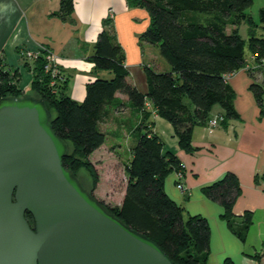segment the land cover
Instances as JSON below:
<instances>
[{
	"label": "trees",
	"instance_id": "16d2710c",
	"mask_svg": "<svg viewBox=\"0 0 264 264\" xmlns=\"http://www.w3.org/2000/svg\"><path fill=\"white\" fill-rule=\"evenodd\" d=\"M126 1L130 7L148 12V27L139 38L156 45L170 69L156 71L145 67L147 89L144 92L129 83L122 48L106 19L88 60L93 63L94 71H108L110 78L97 77L87 84L85 97L78 102L67 94V79L60 67L59 75L52 77L44 70V58L39 55L31 69L34 75L31 90L52 112V130L68 147L62 163L74 178L75 171L104 143L103 124L112 108L121 110L125 105L143 112L145 120L137 128L139 133L126 165L127 182L120 204L109 209L86 192L108 214L153 241L173 263L208 264L209 224L200 215L184 219L183 208L165 193V176L178 171L182 165L175 151L165 148L159 135L151 130L154 122L148 118L154 112L167 120L178 146L190 152L192 130L195 126L207 125L213 106L222 109L221 124L237 117L234 92L225 76L243 67L248 53L256 59L264 57V7L259 9L256 21L247 12L253 0ZM72 9L73 0H61L56 14L65 17ZM241 24L247 25L246 37L239 32ZM15 76L16 72L4 69L0 60V97H21ZM251 90L261 103V87L252 84ZM116 92L127 96L126 104L116 99ZM147 102L151 105L149 110L145 108ZM90 171L94 173L92 168ZM261 178L264 179V171ZM202 191L223 207L222 218L233 229L232 208L240 191L237 177L227 172ZM26 218L33 227L32 216L26 213ZM251 223V213L246 212L240 229L233 230L244 240ZM263 254L264 244L261 253L254 255L258 264ZM219 264L233 263L227 258Z\"/></svg>",
	"mask_w": 264,
	"mask_h": 264
},
{
	"label": "crops",
	"instance_id": "0c3cea01",
	"mask_svg": "<svg viewBox=\"0 0 264 264\" xmlns=\"http://www.w3.org/2000/svg\"><path fill=\"white\" fill-rule=\"evenodd\" d=\"M60 4L61 0H0V60L4 69L17 73V84L21 89H29L34 65L31 59L21 56L22 52L37 51L40 46H45L59 58L58 65L67 79V94L75 101H83L87 84L97 77H111L108 71H94L93 63L88 60L106 19L122 48L129 83L144 92L147 89L145 67L156 71L170 69L167 61L160 59L157 46L139 38L149 24L146 9L130 7L126 0H73L72 11L63 17L56 14ZM246 59H250L249 53ZM226 81L234 92L233 107L238 116L212 130L195 126L191 136L192 151L186 152L178 146L173 128L170 140L158 132L160 117L154 112L148 120H153L150 128L159 135L165 148L175 151L182 165L181 183L185 190L178 189L176 171H171L164 178L165 193L183 208L184 219L200 215L209 224L206 262L219 264L228 258L233 264H258L254 255L261 253L264 244V179L261 178L264 171V69L238 70ZM252 84L262 89L261 103L251 90ZM115 97L127 103L125 94L116 92ZM145 108L151 109L149 102ZM221 113L218 105L212 107V116ZM123 114L132 117L134 125L145 120L143 112L125 105L121 110L112 108L103 124L106 137V125L115 119L122 122ZM227 172L237 177L240 187L232 208L235 215L233 229H240L244 213L250 212L252 216L244 240L222 218L223 207L202 191ZM123 195L124 191L121 201Z\"/></svg>",
	"mask_w": 264,
	"mask_h": 264
},
{
	"label": "water",
	"instance_id": "95a60500",
	"mask_svg": "<svg viewBox=\"0 0 264 264\" xmlns=\"http://www.w3.org/2000/svg\"><path fill=\"white\" fill-rule=\"evenodd\" d=\"M51 119L42 98L0 97V264H175L82 189Z\"/></svg>",
	"mask_w": 264,
	"mask_h": 264
},
{
	"label": "rangeland",
	"instance_id": "374dc122",
	"mask_svg": "<svg viewBox=\"0 0 264 264\" xmlns=\"http://www.w3.org/2000/svg\"><path fill=\"white\" fill-rule=\"evenodd\" d=\"M262 6H264V0H253L252 5L247 11L257 19L259 8ZM246 32L247 26L241 24L240 33L243 37H245ZM159 57L160 59H164L161 56ZM33 77L34 75L31 70V82ZM15 78L19 81L17 73ZM31 82L28 90L20 88L21 92L19 96H36L31 90ZM120 120L122 121L120 123L117 119L111 120L106 125L108 135L104 141L105 144L89 156L86 161L88 165L85 162V165L77 169L74 174L82 189L90 192L99 202L109 209L118 206L121 202L124 186L127 182L126 165L131 158L132 145L139 133L137 129L139 124L134 125L132 117L123 114ZM157 127L158 132L166 140H170L172 125L167 120L159 118ZM90 168L94 170L93 174ZM181 171L179 169L176 171V174L178 172L182 173ZM249 238H251V235ZM259 264H264V254L260 257Z\"/></svg>",
	"mask_w": 264,
	"mask_h": 264
},
{
	"label": "built area",
	"instance_id": "2783aa9c",
	"mask_svg": "<svg viewBox=\"0 0 264 264\" xmlns=\"http://www.w3.org/2000/svg\"><path fill=\"white\" fill-rule=\"evenodd\" d=\"M22 55H24L25 58L31 60H35L39 57V55H42L44 58V65H43L44 70L46 72H49L52 77L59 75L60 73L59 70L60 65H58L59 58L51 49L45 46H40V48L37 51L26 50L22 53ZM262 68L264 69V57L256 59L255 56L250 55V59L245 58V64L239 70L247 71L251 69H262ZM236 72L237 71H233L230 74L226 75L225 79H227L230 75H233ZM53 83L54 82L52 81L51 84ZM222 119H223L222 115L211 116V118L207 122L206 127L209 130H212L213 128H215L220 124ZM176 175L178 179L177 187L181 191H184L185 190L184 185L181 183L182 173L178 172Z\"/></svg>",
	"mask_w": 264,
	"mask_h": 264
}]
</instances>
